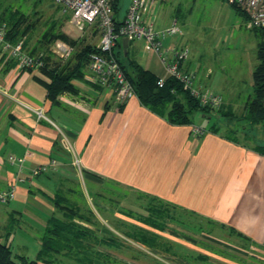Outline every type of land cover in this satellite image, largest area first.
<instances>
[{"label":"crops","instance_id":"crops-1","mask_svg":"<svg viewBox=\"0 0 264 264\" xmlns=\"http://www.w3.org/2000/svg\"><path fill=\"white\" fill-rule=\"evenodd\" d=\"M139 49L146 51L144 62ZM128 52L144 69L165 75L143 41H131ZM85 76L89 80V71ZM41 82L48 78L40 71L18 69L8 55L0 56V192L14 189L11 200L0 201V241L17 260L35 259L47 220L61 216L53 196L76 172L98 196L94 213L83 208L84 199L76 204L89 218L81 224L97 240L119 242L95 246L111 264H264V124L235 128L237 137L223 134L218 123L200 126L193 118L191 125H173L136 97L117 104L110 92L90 84H79L77 95L63 93L51 105ZM33 109H42L46 119ZM9 156L22 162L11 163ZM44 166L47 172L32 175ZM109 187L176 207L206 224L155 229L139 220L146 211L136 208L143 206L135 200L122 206ZM141 230L155 239L142 244L130 237Z\"/></svg>","mask_w":264,"mask_h":264},{"label":"rangeland","instance_id":"rangeland-1","mask_svg":"<svg viewBox=\"0 0 264 264\" xmlns=\"http://www.w3.org/2000/svg\"><path fill=\"white\" fill-rule=\"evenodd\" d=\"M130 2L131 0L118 1L120 16L126 14ZM13 11L22 15L26 24L32 25V29L22 37L27 40L26 52L33 47H39L37 50L40 51H44L46 46L52 49L56 42H65L57 38L44 45L41 40L45 32L61 33L69 39L84 40V43L92 46L97 45L100 38L96 24L77 29L69 22V13L64 12L53 0H0V17ZM143 20L151 23L155 31L175 26L178 32L167 35L165 42L169 40L178 50L187 48L188 55L184 60L183 70L190 77L191 87L202 92H216L221 97L222 101L218 106L221 117L213 116L207 120L202 118V113L196 112L192 115L195 123L200 126L218 123L222 133L231 137L236 136L233 129L250 125L246 120L240 121L239 117L247 101L253 97L252 74L258 65L260 35L247 27L243 16L237 14L226 0H147ZM1 25L6 26L4 23ZM24 27L25 24L21 29ZM139 50L142 61L146 60V51ZM40 51L31 56L41 55L43 52ZM51 58L57 60L53 52ZM87 71L86 69L85 72ZM230 114L232 116L226 117ZM72 174V183L60 190L61 195L67 199L70 197L69 202L75 205L82 204L84 199L83 208L89 209L87 213H94L92 209L98 201L96 191L90 189L91 184L85 181L84 175L76 172ZM105 190L108 193H118L122 206H129L131 200H135L137 206H143L141 209L136 208L137 212H151L156 223L185 222L190 226L206 224L188 212L159 201L115 187ZM84 257L77 256L78 259ZM97 259L111 264L107 258L100 257V254Z\"/></svg>","mask_w":264,"mask_h":264},{"label":"trees","instance_id":"trees-1","mask_svg":"<svg viewBox=\"0 0 264 264\" xmlns=\"http://www.w3.org/2000/svg\"><path fill=\"white\" fill-rule=\"evenodd\" d=\"M118 1L111 0L116 25H119L124 18V16H120ZM229 5L246 20V16L240 8L234 4ZM1 23L6 25L4 26L7 29L6 39L11 43L22 40V37L32 29V25L26 24L23 16L14 11L4 17L1 16ZM24 24L25 27L21 29ZM253 30L260 35L257 49L258 65L252 74L253 97L247 101L243 113L239 117L240 121L246 120L251 126L264 124V29ZM57 38L63 39L73 48L72 55L66 61L53 60L51 58L52 49L48 46L44 51L37 50L39 47H33L27 52L29 55L36 54L37 51L43 52L40 55L43 65L37 71L48 78V82L41 83L46 89L47 99L51 105L57 104L60 95L63 93L77 95L80 90L79 84H90L95 90L101 91V87L92 84L85 76L90 56L100 53L96 45L92 46L84 43V40L69 39L61 33L55 34L53 32H45L41 42L47 45ZM23 47L26 49L27 40L23 41ZM112 53L141 105L151 112L165 117L170 124L191 125L192 115L196 112H200L209 118L221 117L220 108H214L210 104H202L201 100L191 93L189 87L173 77H166L163 86L158 87L156 84L158 76L141 67L130 57L128 45L126 53H124L121 40L116 42ZM12 63L15 65L14 61ZM230 116L232 114L226 115V117ZM53 203L61 212V216L53 215L47 220L35 259L27 260L21 257L17 260L12 255L10 247L0 241V264H38L40 262L59 264L64 260H71L73 264H94L98 258L95 247L97 244H103L106 247L119 246L115 237L97 240L92 231L81 224V222H88L89 218L81 214L79 207L69 202V199L61 195L60 191L53 196ZM139 220L155 229H162L166 224L163 222L156 223L152 213L147 210L146 215L140 217ZM130 237L142 244H147L149 240L155 239V236L148 235L142 230L130 235ZM78 255L85 257L78 259Z\"/></svg>","mask_w":264,"mask_h":264},{"label":"built area","instance_id":"built-area-1","mask_svg":"<svg viewBox=\"0 0 264 264\" xmlns=\"http://www.w3.org/2000/svg\"><path fill=\"white\" fill-rule=\"evenodd\" d=\"M55 4L69 13V22L77 29L96 24L100 38L96 48L100 53L92 54L87 65L89 80L104 91L110 92L113 100L117 104L125 103L128 99L135 97L131 84L126 80L122 69L112 53V49L118 40L127 38L128 42L143 41L146 47L153 51L160 59L165 69V75L158 77L156 84L162 87L166 77H173L189 87L191 93L201 100L202 104H210L218 108L221 97L212 91H199L191 87L188 74L180 69V63L188 55L187 48L177 49L175 46L164 47L167 35H174L178 32L175 26L167 30L155 31L151 23H145L143 15L147 11V0H131L130 5L119 25H116L115 15L111 6V0H53ZM229 4H234L246 16V24L249 29H264V0H227ZM7 29L0 26V56L8 55L10 60L15 62L18 69L38 70L43 63L40 55H29L24 47L23 40L11 43L6 39ZM53 54L57 60L66 61L73 53V48L63 41H58L53 45ZM38 119H46L42 109L32 110ZM200 133L199 129H195ZM69 148V145L66 144ZM11 163H21V158L9 156ZM75 159L73 165L78 166ZM54 167L55 161H51ZM47 167H37L32 171L36 176L47 172ZM14 197V189L0 192V201L6 202Z\"/></svg>","mask_w":264,"mask_h":264},{"label":"water","instance_id":"water-1","mask_svg":"<svg viewBox=\"0 0 264 264\" xmlns=\"http://www.w3.org/2000/svg\"><path fill=\"white\" fill-rule=\"evenodd\" d=\"M121 45H122V48L124 50V53H126V48H127V45H128V39L127 38H122Z\"/></svg>","mask_w":264,"mask_h":264}]
</instances>
